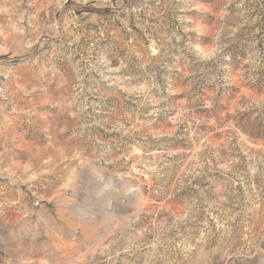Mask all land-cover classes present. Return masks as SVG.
Wrapping results in <instances>:
<instances>
[{"label": "rangeland", "instance_id": "rangeland-1", "mask_svg": "<svg viewBox=\"0 0 264 264\" xmlns=\"http://www.w3.org/2000/svg\"><path fill=\"white\" fill-rule=\"evenodd\" d=\"M0 264H264V0H0Z\"/></svg>", "mask_w": 264, "mask_h": 264}, {"label": "trees", "instance_id": "trees-1", "mask_svg": "<svg viewBox=\"0 0 264 264\" xmlns=\"http://www.w3.org/2000/svg\"><path fill=\"white\" fill-rule=\"evenodd\" d=\"M258 134H259V135H257L258 137H261V136H262V135H261L262 133H260V131H259V133H258Z\"/></svg>", "mask_w": 264, "mask_h": 264}]
</instances>
